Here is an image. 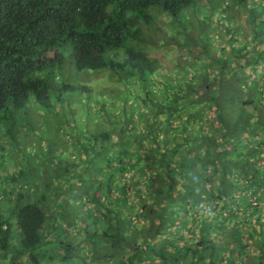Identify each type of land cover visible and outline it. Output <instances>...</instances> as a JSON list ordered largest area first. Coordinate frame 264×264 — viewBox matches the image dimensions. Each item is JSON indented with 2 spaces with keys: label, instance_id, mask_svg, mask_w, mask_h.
Wrapping results in <instances>:
<instances>
[{
  "label": "trees",
  "instance_id": "16d2710c",
  "mask_svg": "<svg viewBox=\"0 0 264 264\" xmlns=\"http://www.w3.org/2000/svg\"><path fill=\"white\" fill-rule=\"evenodd\" d=\"M232 4L252 40L204 0H0L3 181L32 182L0 264H264V0Z\"/></svg>",
  "mask_w": 264,
  "mask_h": 264
},
{
  "label": "rangeland",
  "instance_id": "374dc122",
  "mask_svg": "<svg viewBox=\"0 0 264 264\" xmlns=\"http://www.w3.org/2000/svg\"><path fill=\"white\" fill-rule=\"evenodd\" d=\"M258 1V0H255ZM204 4H205V15L206 18H210L212 16V9L214 8L218 15H221L222 13V17L224 16H228L227 17V21L224 22H228L227 27L229 26L230 29H232L233 31L238 33H242V31H246V33L250 36V40H252L256 34L257 31L252 28L251 25H246L241 23L240 17H237V13H236V8L233 6L232 4V0H204ZM221 4H225L226 5V9H223ZM228 5V6H227ZM258 7H261V4H259ZM225 8V7H224ZM244 19V17H243ZM212 20V19H211ZM211 29L216 28V33L218 35H222L223 31L220 28L219 29V25L217 24L216 21H211ZM36 155L38 156V153H36ZM30 158L34 159V161L32 162V164L36 165L35 162V158L31 157V155H27L26 160ZM7 159V160H6ZM4 160H0V163H3V161H5L9 166H8V172L3 173L1 172L3 169L0 168V173H1V178H0V215H3L4 217H8V214H10L13 210L12 205L15 204L13 201V197H12V193H17L20 191H26L25 189H23L22 187H26L27 185H31L32 182L29 179L28 175L29 172H27L29 169V165L27 163H23V168L26 169L23 177L18 178L17 182L14 184H10V178L7 180V182L5 183L3 180L4 178H6L5 176L11 177V175L13 173H16L17 171L20 170V167L15 168L13 165H11V163L9 162V160L11 158L7 157ZM16 161V158L14 157V159L11 162ZM4 164V163H3ZM27 164V165H26ZM5 168V166H4ZM3 171H6L5 169Z\"/></svg>",
  "mask_w": 264,
  "mask_h": 264
}]
</instances>
